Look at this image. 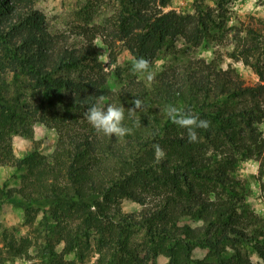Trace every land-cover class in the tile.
Wrapping results in <instances>:
<instances>
[{
  "label": "trees",
  "instance_id": "1",
  "mask_svg": "<svg viewBox=\"0 0 264 264\" xmlns=\"http://www.w3.org/2000/svg\"><path fill=\"white\" fill-rule=\"evenodd\" d=\"M83 1L89 19L79 27L82 43L68 47L51 36L32 0H0V73L11 72L32 86L31 122L43 123L57 137L50 154L32 150L21 157V185L11 190L37 211L49 210L53 232L63 243L60 253L51 252L50 264H73L64 257L80 254L82 260L90 248L97 255L93 264H157L159 256L167 258L166 264H264V219L240 213L233 177L235 165L248 159L259 161L264 176L259 129L264 34L247 29L245 36H236L232 52L258 76L255 85H245L233 68L223 69L214 59L192 57L163 66L151 84L130 80L108 91L94 43L98 37L110 63L119 45L152 63L176 38L188 49L198 48L214 24L212 9L198 0L193 13L164 12L168 0ZM107 6L111 12L94 19L96 10ZM1 81L0 165L17 166L10 130L32 139V129L14 113L18 98L9 100V88ZM100 95L105 106L125 108L124 125L131 135L109 138L89 125L84 113ZM135 99L145 107L131 114L127 109ZM170 104L210 122L207 131L199 130L198 143H189L186 132L169 120L165 108ZM14 118L21 127L9 122ZM154 144L166 154L160 162ZM123 199L142 209L122 213ZM184 219L201 225H179ZM195 248L207 250L203 259L191 258Z\"/></svg>",
  "mask_w": 264,
  "mask_h": 264
},
{
  "label": "rangeland",
  "instance_id": "2",
  "mask_svg": "<svg viewBox=\"0 0 264 264\" xmlns=\"http://www.w3.org/2000/svg\"><path fill=\"white\" fill-rule=\"evenodd\" d=\"M103 1L100 2L108 3L107 0ZM199 1L212 9L214 17V24L203 43L198 48L188 49L181 38L174 39L159 51L157 58L151 63L152 70L156 72V75L159 73L160 66H157L155 61L161 59L165 61L163 66L176 65L192 57L214 59L223 69L233 68L245 85H255L258 82V76L241 59H235L232 52L236 36H245L247 29L253 28L264 34V0H225L222 6H218L220 0H198L197 4ZM32 2L34 8L44 16V24L52 37H57L61 44L65 41L68 47L82 43L79 37L81 33L79 27L89 19L83 8V0H32ZM195 6L194 0H168L163 11L193 13ZM107 12L108 14L111 12L109 6L96 10L94 19H98L99 16L105 17ZM94 43L98 62L107 73L106 90L113 91L120 83L130 80L149 84L140 74L132 73V56L123 46L117 47L116 60L110 63L107 49L101 39L98 37ZM2 79L5 82L4 85L9 88L10 97L8 99L18 98L14 113L21 114L20 117H25L24 119L30 122L32 139L15 134L13 130H10L12 131L10 132L11 149L17 166L0 165V193H2L0 198V264H50L51 252L60 253L63 243L59 241L58 233L53 232L55 222L48 215L49 210L37 211L35 206L23 203L18 193L11 192V190H17L21 185L23 169L18 166L21 157L32 150H36L41 155L50 154L57 137L55 132L43 123L31 122V113H35L36 104L32 86L30 87L28 83L23 82V78L15 77L11 72L0 73V82ZM25 102H29L28 109L21 106ZM9 105H12V101H9ZM9 122L21 127L19 119H10ZM12 129H16V126ZM259 129L264 136V122L259 125ZM233 177L238 181V192L241 196L240 213L252 212L264 219V176L259 173V161L248 159L238 162L234 167ZM141 209L142 206L130 200L123 199L120 202L122 213L137 214ZM179 225L194 228L200 226L201 222L184 219ZM206 254V249L195 248L191 258L201 260ZM79 255H66L64 261H72L73 264H93L97 257L93 248L84 250L82 260ZM249 255L253 262L258 261L255 254L250 253ZM167 262V258L163 256L156 259L157 264Z\"/></svg>",
  "mask_w": 264,
  "mask_h": 264
},
{
  "label": "clouds",
  "instance_id": "3",
  "mask_svg": "<svg viewBox=\"0 0 264 264\" xmlns=\"http://www.w3.org/2000/svg\"><path fill=\"white\" fill-rule=\"evenodd\" d=\"M164 60H157L155 64L162 66ZM131 71L135 74H140L149 84L154 82L156 72L152 70V64L145 58L132 57ZM105 97L103 95L96 97V103L87 106L84 113V118L89 125L98 133L106 137H116L123 139L127 135L132 134V129L124 125L125 108L123 106H116L114 104H107L105 106ZM87 105V99L82 101ZM134 105L132 108L127 109L129 113L134 114L138 110H143L145 105L142 100L135 99L132 101ZM165 112L169 120L183 129L187 134L189 143H198L200 141L199 130L207 131L210 127V122L200 119L197 115L193 114L191 110H185L182 106L167 105ZM136 126H140V121L136 122ZM155 158L157 162L165 158V152L159 144L153 145Z\"/></svg>",
  "mask_w": 264,
  "mask_h": 264
}]
</instances>
